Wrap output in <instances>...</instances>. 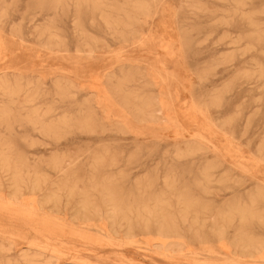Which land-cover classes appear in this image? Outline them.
Wrapping results in <instances>:
<instances>
[{
	"label": "rangeland",
	"instance_id": "rangeland-1",
	"mask_svg": "<svg viewBox=\"0 0 264 264\" xmlns=\"http://www.w3.org/2000/svg\"><path fill=\"white\" fill-rule=\"evenodd\" d=\"M263 187L264 0H0V264H264Z\"/></svg>",
	"mask_w": 264,
	"mask_h": 264
},
{
	"label": "bare ground",
	"instance_id": "bare-ground-1",
	"mask_svg": "<svg viewBox=\"0 0 264 264\" xmlns=\"http://www.w3.org/2000/svg\"><path fill=\"white\" fill-rule=\"evenodd\" d=\"M188 9V8H187ZM128 36V35H127ZM228 36V35H227ZM139 38V37H138ZM135 39V38H134ZM207 43V42H206ZM223 58V57H222ZM191 113V112H190ZM159 124V123H157ZM167 125V124H165ZM3 163L5 164L6 168L7 169H16L15 167L12 168L11 164L8 163V160H3ZM63 163V162H62ZM58 164V163H57ZM71 164V163H70ZM61 166V164H60ZM59 167V166H58ZM97 170V169H96ZM18 175L14 174V183H18ZM69 180V179H68ZM108 181V180H107ZM106 182V181H105ZM102 183V182H101ZM202 184V183H201ZM80 185V183H79ZM79 185L75 183H72L71 187H70V193L71 195H75V194H78V196L80 197L79 200H78V205H79V208H78V215L80 216V218L84 221H98L100 218V216L98 215V207L96 206V202L93 201L90 196V194L87 192L85 193L83 190H80L81 188H79ZM92 188L98 192L99 194L102 193V195L105 197V201H103L104 204H107V211L109 212V216L107 217L108 219H111V228L112 229H116V227L118 225H123L122 222L123 221H126L128 222V215L126 214V209L129 211V209L131 208L130 205H128L126 203V200H120L118 199L117 195L115 194V190L113 189L114 187H111V186H108V185H97V184H92L91 185ZM202 186V185H201ZM13 187V186H12ZM68 186H65V189L67 188ZM20 188V187H19ZM35 188V187H34ZM37 188V187H36ZM42 188V186H41ZM262 188V186H261ZM264 188V187H263ZM79 189V190H78ZM22 190V189H21ZM25 191V190H24ZM21 192V191H20ZM35 192V191H34ZM15 193V192H14ZM17 193V192H16ZM41 193V192H40ZM264 194V192H260V194ZM19 194V193H18ZM17 195V194H16ZM15 195V197H17ZM14 197V195H12ZM23 196V195H21ZM77 196V195H76ZM14 197V198H15ZM115 197V198H114ZM55 197H52V196H49V199H53ZM24 199V197H23ZM16 201H18V199H15ZM14 201V202H16ZM54 201V200H53ZM160 201V200H159ZM158 201V202H159ZM189 201V200H188ZM198 201V200H197ZM18 203V202H17ZM22 203V202H21ZM31 203V202H30ZM134 203L137 205V204H140L141 203V200H137V201H134ZM187 203V206L188 202ZM129 204H132L131 202H129ZM185 204V203H184ZM127 205V206H126ZM179 206V205H178ZM185 206V207H187ZM192 206V205H191ZM123 207H128L126 208L125 210L123 209ZM192 208V207H191ZM207 208V207H206ZM133 209V208H132ZM185 211L189 212L190 210V207L188 208H184ZM140 209H136L135 211H139ZM193 210V209H192ZM157 211V210H156ZM195 211V210H194ZM105 212V211H104ZM130 212H132V210L130 209ZM141 212L142 213H149L150 212V209L147 207V206H144L142 209H141ZM129 213V212H128ZM133 213V212H132ZM141 213V214H142ZM196 213V212H195ZM245 213V212H242V214ZM137 214V213H136ZM187 214V213H186ZM143 215V214H142ZM180 215V214H179ZM197 217H199L198 215H196ZM138 220H142L143 217H141L140 215L138 216H135ZM154 219H157V217H153ZM242 219H244V215L241 217ZM208 219V218H207ZM214 219V217H213ZM188 220V219H187ZM183 222V221H182ZM193 222V221H192ZM206 222V221H205ZM129 225V224H128ZM200 235V234H199ZM242 243L245 244V245H252L253 242L251 240H242Z\"/></svg>",
	"mask_w": 264,
	"mask_h": 264
}]
</instances>
